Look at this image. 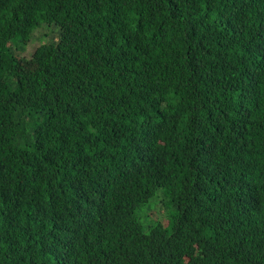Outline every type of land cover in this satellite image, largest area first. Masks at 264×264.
Masks as SVG:
<instances>
[{
    "label": "trees",
    "instance_id": "trees-1",
    "mask_svg": "<svg viewBox=\"0 0 264 264\" xmlns=\"http://www.w3.org/2000/svg\"><path fill=\"white\" fill-rule=\"evenodd\" d=\"M0 264H264V0H0Z\"/></svg>",
    "mask_w": 264,
    "mask_h": 264
},
{
    "label": "rangeland",
    "instance_id": "rangeland-1",
    "mask_svg": "<svg viewBox=\"0 0 264 264\" xmlns=\"http://www.w3.org/2000/svg\"><path fill=\"white\" fill-rule=\"evenodd\" d=\"M18 67L22 71H28L33 67L30 62L18 61ZM163 195L162 197L160 195ZM160 196V197H159ZM174 209L167 203V199L163 194L161 188H156L150 198L142 204L140 209L135 214L138 217L139 223L143 229L148 225H152L156 222L165 221L173 214ZM168 229V225L166 226Z\"/></svg>",
    "mask_w": 264,
    "mask_h": 264
},
{
    "label": "clouds",
    "instance_id": "clouds-1",
    "mask_svg": "<svg viewBox=\"0 0 264 264\" xmlns=\"http://www.w3.org/2000/svg\"><path fill=\"white\" fill-rule=\"evenodd\" d=\"M163 194H164V191H163ZM161 197L163 196L162 194L160 195ZM159 196V197H160ZM164 196L166 197V195L164 194ZM150 198V196L147 198V200ZM166 199H167V197H166ZM167 203L169 204V205H171L169 202H168V199H167ZM172 208L174 209V212L176 213L177 212V207L175 208L173 205H172ZM240 218H241V220L243 221L242 223L244 224V225H247V226H253L254 225V223H255V221H256V217L254 216V214L252 213V212H250L248 215H241V216H239ZM173 217L172 216H170V218L167 220V217H166V219H165V221H164V223H163V221H161V223H162V225H163V228L164 229H167L166 228V226L168 225V228L171 226V223H172V221H173ZM251 253H252V255H253V257L254 258H256V259H258L259 258V255L256 253V252H254L253 250H251L250 251Z\"/></svg>",
    "mask_w": 264,
    "mask_h": 264
}]
</instances>
